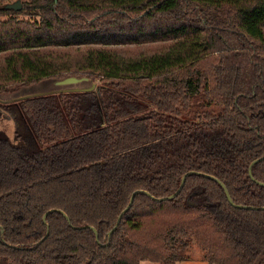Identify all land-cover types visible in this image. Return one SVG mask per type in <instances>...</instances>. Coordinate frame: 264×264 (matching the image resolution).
<instances>
[{
	"label": "trees",
	"instance_id": "obj_1",
	"mask_svg": "<svg viewBox=\"0 0 264 264\" xmlns=\"http://www.w3.org/2000/svg\"><path fill=\"white\" fill-rule=\"evenodd\" d=\"M71 76L103 84L0 103V264H264V210L202 175L108 237L191 171L264 207V0H0V93Z\"/></svg>",
	"mask_w": 264,
	"mask_h": 264
},
{
	"label": "water",
	"instance_id": "obj_2",
	"mask_svg": "<svg viewBox=\"0 0 264 264\" xmlns=\"http://www.w3.org/2000/svg\"><path fill=\"white\" fill-rule=\"evenodd\" d=\"M7 8L8 9H12V10H15V11H19L22 9V3L21 1H16L12 4H8L7 5ZM88 81H91L90 78L88 77H75V76H71V77H66L64 79H58L55 81V86L58 88V89H54V90H50V91H47V92H42V93H38V94H35L33 96H25L21 99H19V101L21 100H24L26 98H30V97H41V96H49V95H58V94H67V93H85V92H93L95 90V84H93L91 87H83V88H79V87H75V85H79V84H82V83H86ZM264 160V157L262 158H259L257 160H255L251 166H250V170H249V174H250V178L256 182V183H259L253 176V168L261 163L262 161ZM191 175H202L206 178H209L211 180H214L215 182H217L222 188L223 190L225 191V194L227 196V199L229 200L230 204L233 205L234 207L236 208H239V209H251V210H264V207L262 208H257V207H250V206H243V205H237L233 202L232 198H231V195L227 189V187L225 186L224 183H222L221 181H219L216 177L214 176H211V175H207V174H202V173H199V172H195V171H191L189 173H187L181 180V185L179 187V189L171 196H168V197H165V198H160V199H157L155 197H152L147 191H137L135 192L132 197H131V200H130V203L128 205V207L122 212V214L119 216L118 218V221L116 223V226L110 231L108 237L111 238L113 233L118 229L119 227V224L122 220V218L124 217V215L131 209L132 205H133V202H134V199L136 197V195L138 194H144V195H147L149 197H151L153 200L155 201H159V202H162V201H170V200H173L175 199L179 194L180 192L182 191L185 183H186V179L188 176H191ZM262 187H264V184L263 183H259ZM54 211H51L50 213H52ZM60 213H62L64 215V217L66 218L67 221H69V218L68 216L63 213L62 211H58ZM49 213H47L44 217V221L46 222V219L48 217ZM0 229H2L0 227ZM92 231L95 233V236H96V240L97 242H99V234L97 232L96 229L94 228H91ZM2 234H3V230H2ZM48 236V235H47ZM46 236V237H47Z\"/></svg>",
	"mask_w": 264,
	"mask_h": 264
},
{
	"label": "rangeland",
	"instance_id": "obj_3",
	"mask_svg": "<svg viewBox=\"0 0 264 264\" xmlns=\"http://www.w3.org/2000/svg\"><path fill=\"white\" fill-rule=\"evenodd\" d=\"M56 80L57 79H47V80L43 81L42 83L34 85V86L21 87L17 91H12L9 93H0V103L11 104V103L18 102L19 99H21L25 96H33V95L38 94V93L58 89L55 86ZM93 84H95V90H96L98 86L103 84V82H101L99 80H97V81L91 80V81H88L86 83L75 85V87H79V88L91 87ZM150 108H152V106ZM189 120L193 121L192 119H189ZM0 129L4 130L11 137L14 136V134H13V131H14L13 122L8 117H5L4 119L0 120ZM188 254L192 257L191 260L178 262L177 264H208L207 262H205L201 259L202 252L200 251V249L196 245H193L188 250ZM141 264H159V263L144 261Z\"/></svg>",
	"mask_w": 264,
	"mask_h": 264
}]
</instances>
